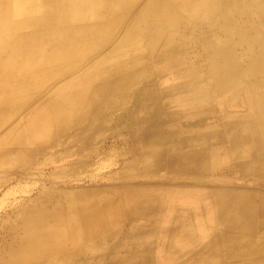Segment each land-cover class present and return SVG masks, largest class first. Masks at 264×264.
<instances>
[{
    "label": "bare ground",
    "instance_id": "bare-ground-1",
    "mask_svg": "<svg viewBox=\"0 0 264 264\" xmlns=\"http://www.w3.org/2000/svg\"><path fill=\"white\" fill-rule=\"evenodd\" d=\"M228 5L231 0H0V189L5 190L0 264H217L188 257L215 248L216 240L206 237L210 229L199 224L212 217L222 221L216 225L223 238L220 264H250L262 257L264 223L237 227L239 222L232 229L230 220L261 217L247 204L264 201L259 196L264 183L224 185L217 174L230 160H219V129L210 121L201 127L204 118L182 142L207 135L214 147L174 158L170 169L163 158L165 137L159 136L144 139L133 151L111 149L101 175H79L106 127L100 123L129 118L94 109L101 83L123 93L129 80L156 79L162 65L177 66L171 75H187L197 102L207 99L211 81L219 83V60L233 52V36L244 24L233 14L237 2L236 9ZM198 45L207 62L203 67L199 59H190L191 47ZM205 68L210 84L195 83ZM162 75L158 87L167 91L170 81ZM121 97L116 106L124 108ZM231 126L225 150L234 162L248 155L249 145L238 148ZM66 157L81 169L77 175L25 172ZM206 189L214 204L207 217L200 203H193ZM219 201L230 207L219 213ZM161 208L174 216L173 223L153 221Z\"/></svg>",
    "mask_w": 264,
    "mask_h": 264
},
{
    "label": "crops",
    "instance_id": "crops-1",
    "mask_svg": "<svg viewBox=\"0 0 264 264\" xmlns=\"http://www.w3.org/2000/svg\"><path fill=\"white\" fill-rule=\"evenodd\" d=\"M237 4L238 8L242 9L247 6L248 10L246 9L245 15L239 11H235L233 13L236 17H238L239 20H241V23L242 21H244V24L238 27L240 32L237 33V36H233L234 39H237V44H235L232 48L233 52L229 53L231 56H228V58H223L222 61L219 60V83L211 81V88L209 92L206 93L207 99L204 102H199V104L197 102L198 92L190 89V85H192L194 81H192V83L189 82V77L184 74L179 78H177V76L175 77L173 75H168L167 79L170 81L169 86L172 85L171 87H173L171 89L177 91L179 88H183V92L178 96V98L174 97L173 102L176 103L175 105H177V101L180 104H184V106H173L172 109H169V112L172 111L173 115H175L176 111L181 112L180 114L183 116V119L172 120L169 118L168 122L163 123V125L164 127H167L169 129L167 131L168 133L181 128H183L184 132H187V130L193 131L194 128L195 130L199 129L197 122L202 118H204V123H201V127L206 128L208 121H210L216 126L217 129H219V137H217L219 139V160L225 158L227 160H230L228 161L230 162L229 167L227 169H219V173L217 174L219 175V178L224 179V185H233L234 182L239 181L247 185L254 184L253 186L258 187L257 184H260L259 186H262L264 183V52H262L263 57H258V52L264 49V0H241L237 1ZM199 46L200 45L191 47L189 54L192 55L190 59H199V63H202L200 64V67H203V65H206L207 62L205 61L206 59L202 58V56L199 55ZM243 51H246V53H243ZM194 80L195 83L198 84H204V82L210 84L209 80H211V77L210 74L206 72L205 68L200 72L199 77H196ZM255 94L257 95L255 96ZM259 96L261 98H259ZM135 109L136 113L138 112V110L140 111V105L137 104ZM137 118L140 119V122L136 127L139 129V131H142L144 128V125L142 123V115H137ZM231 123L233 125L231 126L232 129H230L231 133H237V135L239 136L238 148L241 151L244 149L246 150V144L249 145L248 155H246L245 157L242 156L235 158L234 160L237 161L234 162L231 161L233 157H230L228 155V148L227 150H225V148L227 147L225 146V144L227 145V140H229L227 137L228 135L226 134V128ZM125 126L128 125L123 124L121 127L125 128ZM126 131L128 132L129 130ZM129 133H131V130L129 131ZM241 133H244L245 135H240ZM124 136H126L124 137L125 141L129 139V135L127 133ZM135 142H137V147L139 146V144H141L139 140ZM242 172L244 173L241 174ZM181 173L187 172L183 171ZM170 174L178 175L180 173L170 171ZM203 191L205 192L202 193L201 200L199 199V202L194 201L193 203L195 205H199L200 203L201 211L204 212L205 216L207 217V209L213 208L214 204L213 201H211V199H209L208 197V190L206 189ZM259 196H264V193L259 194ZM220 202L221 201H219L218 205L219 209L222 210H219V213L225 210V208L230 207L229 205H224ZM241 207L244 206L242 205ZM247 208L255 210V213L261 216L259 218H256V220L250 219V222L252 221L254 224H256L262 221L261 223H264V219L261 220L262 218H264V216H262L264 215V201H254L253 203H249L247 204ZM221 222L219 221V227ZM215 223L216 221L214 217H212L210 222H208L207 220L199 222V224L203 226L201 228H207L208 230L210 229V235H207L206 237L210 238L211 236L210 239L216 240V246L212 250H209L207 248L200 249V253L195 251V254H199V256H196L194 261H200L202 263L203 261L205 262L208 259L212 261L215 259L214 262H219V259L222 255L220 254L219 257L218 239L220 231L218 227H216ZM223 223L227 224L229 223V220L228 222L227 220L223 221ZM232 229H235V227ZM204 233L207 234L208 231ZM240 236L241 235L238 234L236 235V238H239ZM192 237L195 238L194 236ZM241 238L245 237L242 236ZM209 255L210 258L208 257ZM191 256L192 253L188 255V257ZM250 264H264V254L262 255V257L252 259V262Z\"/></svg>",
    "mask_w": 264,
    "mask_h": 264
},
{
    "label": "rangeland",
    "instance_id": "rangeland-1",
    "mask_svg": "<svg viewBox=\"0 0 264 264\" xmlns=\"http://www.w3.org/2000/svg\"><path fill=\"white\" fill-rule=\"evenodd\" d=\"M237 1H241V0H231V5H228L226 8L229 10L236 9ZM246 9H247V6L242 9L239 8L238 11L245 15ZM229 56L231 55L229 54ZM153 60H159V59H153ZM176 67L177 66L166 67L162 65L154 73V75H156L155 76L156 79L149 77L146 79H141L140 81L129 80V82L124 83L125 92L123 93L120 88L118 89V87H113L115 89L113 88L108 89L105 83H101L102 85H104V87H102L103 89L101 88L100 91L94 94V98H93V102H94L93 105L95 106L94 109L99 110L101 113L107 110H110L113 112V115L114 113L115 114L117 113L118 115L121 114V116L126 114L127 115L126 117H129V118L125 120L117 119L113 122H108L105 120L104 123H100L101 126L103 127L106 126V127L104 128L103 132L99 134L102 136H100V139L97 145H94L89 148V153L87 154V163H86L88 164L86 166L87 169L82 171L79 174L80 176L82 175L90 176V175H96V174L101 175L105 173L106 170L103 167H101V164L104 161H107L106 159L109 157L111 149L115 147H119V148L122 147L130 151H133V148L136 147V143H137L135 141H138V140L142 142L144 139H149V138L152 139V137H159V136L165 137L163 140V143L166 146V148L163 153V158H165L166 162H168L165 165L166 169H170L171 162L173 164V162L175 161L174 158H181L183 156L195 154V151L198 148L210 149L211 147H214L215 140L212 138H209V136L207 135L194 136L192 139L193 141L192 140L188 141L189 140L188 139L187 143H183L182 138H184L185 135L187 134V132H184L183 128L177 129L176 131L168 133L167 131L169 129L167 127H164L163 125V123L168 122L169 118L172 120L183 119V116L180 114L181 112L176 111L175 115H173L172 111L169 112V109H172L173 106H177V105L184 106L183 103L180 104L178 103V101H177V105H175L176 103L173 102V98L174 97L178 98V96L183 92V88L182 89L179 88L177 91L173 89L169 90L173 88L171 87L172 86L171 85L168 87L167 91H163L162 88L160 90L158 87V83L161 80L157 76H159L160 74H163L162 76L171 75L170 72L176 69ZM115 83L117 84V82ZM117 90L118 92H115ZM121 93H122V97L120 96ZM119 97L124 98V101H125L124 108L123 107L120 108L119 106H116L118 105V103L121 102V101L118 102V100H120ZM137 104L140 105L141 110L140 111L138 110V112L136 113L135 107ZM118 111H121V112L118 113ZM137 115H142V123L144 125V128L142 131H139V129L136 127L137 124H139L140 122V119L137 118ZM123 124H127L128 126H125V128L121 127ZM155 127L158 128L157 133H156V130L154 131ZM126 130H129V131L131 130V133H129V131L127 132ZM126 133L129 135V139L125 141L124 137L126 136L124 135H126ZM128 156H133V155L130 154ZM69 157L62 159L60 162L51 163L50 165H48V167H38V168L31 167L27 169L25 172L29 176L39 175L37 171L43 172L44 174L58 172L62 174L65 173V174H71L75 176V174L77 175L79 173L78 171L81 169H76V167L71 163L72 160H70ZM125 158H127V156H125ZM74 164L76 163L74 162ZM82 168L84 169L85 167H82ZM158 172L164 175H173L165 170H162V171L160 170ZM153 173H155L154 170L151 172V174ZM194 189L196 188L192 187V190ZM4 193H5V190L0 189V195H3ZM160 210L162 211V213L157 214L155 217H153L154 218L153 221L158 222V223L168 222L172 220L171 217L174 218V216H171L168 214L169 212L166 209L161 208ZM207 210H208V215H211V213H213V210L212 211L211 209H207ZM231 221H232L231 223L233 227L237 226L239 222H240L239 226L237 227H241V226L243 227V224L253 223L252 221L250 222L249 220H245V219L239 220V218H232ZM170 222L173 223V221H170ZM176 222H181V221L177 220ZM215 224L216 225L219 224V221L217 219H216ZM221 236L222 234L220 232L219 233L220 243L223 239L221 238ZM233 236H236V235H233ZM228 237L230 239L236 238V237H230L229 235ZM220 254H221V245L219 244V257H220ZM195 256H199V254L196 255L194 252L192 257H195ZM220 259L217 264L221 263Z\"/></svg>",
    "mask_w": 264,
    "mask_h": 264
}]
</instances>
